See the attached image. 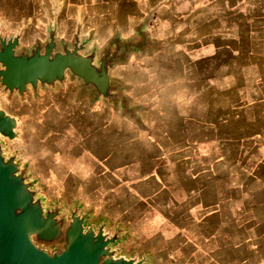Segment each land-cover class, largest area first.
<instances>
[{
  "label": "crops",
  "instance_id": "1",
  "mask_svg": "<svg viewBox=\"0 0 264 264\" xmlns=\"http://www.w3.org/2000/svg\"><path fill=\"white\" fill-rule=\"evenodd\" d=\"M174 6L79 4L98 42L132 36L147 19L150 41L158 39L162 51L111 70L135 114L95 101L70 75L39 90L54 98L57 120L56 128L39 129L40 162L50 173L44 184L71 178L80 196L73 206L49 201L35 159L22 162L47 205L106 224L119 235L120 254L146 255L149 264L150 254L128 255L119 245L152 235L168 245L170 264H264V0H190L182 14ZM30 95L38 100L32 90L13 96Z\"/></svg>",
  "mask_w": 264,
  "mask_h": 264
},
{
  "label": "water",
  "instance_id": "2",
  "mask_svg": "<svg viewBox=\"0 0 264 264\" xmlns=\"http://www.w3.org/2000/svg\"><path fill=\"white\" fill-rule=\"evenodd\" d=\"M147 19L137 28V36H114L100 47L95 33L73 41H60L56 25L48 29V38L30 48H21V34H0V88L8 98L22 99L32 90L63 85L70 75L81 82L82 92L95 101L121 107L128 114L136 108L125 87L111 76L113 67L125 64L133 53H149ZM21 119L0 106V264H147L144 255L128 257L115 246L118 233L106 230V224H87L88 213L63 205H47L40 188L24 165L19 151L10 152L5 140L20 137ZM63 242L61 248L46 245Z\"/></svg>",
  "mask_w": 264,
  "mask_h": 264
},
{
  "label": "rangeland",
  "instance_id": "3",
  "mask_svg": "<svg viewBox=\"0 0 264 264\" xmlns=\"http://www.w3.org/2000/svg\"><path fill=\"white\" fill-rule=\"evenodd\" d=\"M84 1L85 0H0V34L5 36L21 34V48H30L37 43L46 42L48 38V29L50 26L54 25L58 28V39L60 41H73L78 31H81L82 37L89 36L92 33L88 31L89 17H87V13L89 12L83 13L84 10H80L79 8V4L83 5ZM168 1L175 5V9L172 10L173 14H182L190 0ZM81 21L85 22L86 26L85 23L83 26L79 24ZM138 27L139 26L135 27L136 31ZM159 29L163 34L168 33L166 27H159ZM86 31L89 33L86 34ZM131 35L132 36L129 37H121L125 39L132 38L137 36V33H134L133 30ZM154 40L155 41H152L151 44H153L156 50H158V53H160V51H162L161 43H159L158 39ZM97 43L100 47H103L108 41L105 42L102 39L100 42L97 41ZM137 55H139V53L131 54L130 60L128 59V61H131L130 63L135 65L136 59L138 58ZM163 56L164 54H161V58H163ZM113 75L116 76L115 72ZM125 77H127V74H125ZM32 97L33 96L30 95V99L27 100L26 98L24 101H21L18 96H13L9 99L8 94L3 92L0 88V106L5 107L13 114H18L23 119V122L19 125V130L21 131L20 137L16 140L6 139L5 144L10 152L21 151V160L23 159L24 162L29 160L30 157L35 159L34 170L37 174L39 173L42 175L40 179L41 185L49 201L54 202L62 200L67 204V207H71L80 197L76 191L77 184L71 178H67L65 184L61 186H54L49 183L44 184V182H46V176H50V173L48 168L45 167V164L40 162L41 158L39 152L41 143L39 136L43 131L41 132L39 129L42 128L43 130L46 126L49 127L50 130L52 127L56 128L57 126V120L54 116L56 111L54 98H50L45 94H39L36 97L38 100L35 101ZM42 142L44 146H46L45 140ZM84 197H87V195L85 194ZM65 212L67 215L70 214L68 211ZM101 220H103V218L96 219L95 221L99 222ZM118 221L119 219L114 218L112 219V224H116ZM165 234V237L168 238L169 234ZM151 236L146 239L144 236L137 237L136 234L130 235V238L122 242L119 246L122 247V252L128 255H133L135 253L150 254L151 262L149 264H170L169 255L164 251V247L167 245L165 241H152L149 239ZM63 245V242H59L46 246L54 249L61 248ZM172 263L174 264L176 262L174 261Z\"/></svg>",
  "mask_w": 264,
  "mask_h": 264
},
{
  "label": "flooded vegetation",
  "instance_id": "4",
  "mask_svg": "<svg viewBox=\"0 0 264 264\" xmlns=\"http://www.w3.org/2000/svg\"><path fill=\"white\" fill-rule=\"evenodd\" d=\"M72 212V211H71ZM71 212H69V213H71ZM113 234V233H112Z\"/></svg>",
  "mask_w": 264,
  "mask_h": 264
}]
</instances>
